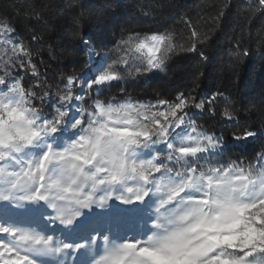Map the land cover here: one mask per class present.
<instances>
[{"label": "clouds", "instance_id": "1", "mask_svg": "<svg viewBox=\"0 0 264 264\" xmlns=\"http://www.w3.org/2000/svg\"><path fill=\"white\" fill-rule=\"evenodd\" d=\"M135 37L139 38L138 35ZM9 44H0V70L4 72L0 75V84L10 75L6 66L19 54L14 46L9 50ZM24 47L27 49L26 45ZM121 47L123 51L116 49L119 55L110 58L108 62L109 70L116 72L118 80H134L148 72L146 69L150 57L147 51L138 52L135 49L129 50L127 46ZM125 65L127 67L121 71V66ZM160 70L165 71L163 67ZM69 77L75 80L76 74L68 76L67 80ZM87 90L86 87V94L90 95ZM52 96L56 100L53 105L55 111L46 119L49 114L46 112L45 101L49 98V92L44 91L43 95H39L34 89L25 88L21 80L0 90V176L12 180L16 175L32 173L35 183H30L29 188L39 186L40 178L43 177L44 188L48 193L47 199L42 202L48 210L45 223L72 225L67 222L66 214L61 215V211L69 206L65 189H84L92 191L93 195L107 190L103 195L107 197L109 193L112 194L111 189L117 186L128 192V182H134L141 190L140 195H144L145 186H150L146 191L152 193L155 199L147 229L141 236L135 237L139 246L151 247L154 240L167 236L178 227L189 226L192 228L188 233L189 242L184 248L185 254L196 245L206 243L209 237L230 238L240 233L239 241L246 239L247 224L255 221L251 220L250 214H245L264 208V204H259L253 210L246 207L264 200V148L257 153L261 161L259 167L252 162H238L230 157L219 160L217 154L225 155L224 141L214 133L203 131L202 125L190 122L187 114L184 117L186 134H177L176 142L157 135L151 140L137 137L138 143L129 144L131 137L124 130L135 131L145 123L139 108L142 103L135 102L130 96L120 101L95 99L87 107L82 103V107L77 109L80 112L77 117L79 124L68 125L67 121L71 119L69 105L75 96L72 87L66 85L63 89L54 90ZM77 99L83 102L85 96ZM97 105L102 106L104 111ZM129 105L137 110L125 112V107ZM129 120L138 123L130 124ZM53 128L57 130L56 133H53ZM175 132L176 128H173L168 136L171 137ZM54 135L64 137L55 147L48 144ZM164 144L168 145L167 148L163 152L158 151ZM197 147L202 151L195 154L179 151L181 148ZM41 148L53 154L43 168L40 166L43 157ZM76 156L83 159H76ZM13 165H19V170H14ZM120 171H123L124 179L111 182L109 176ZM141 173L147 176L146 180L142 179ZM185 190L196 195H179ZM123 197L128 198L126 195ZM202 200L208 203H200ZM110 202L111 199H105L96 206L106 209ZM40 203L35 202L36 205ZM193 208L200 210L199 215H188ZM82 210H78L80 214ZM182 215L187 218L178 222L177 218ZM37 236L49 241L52 251L48 255L53 252L60 254L71 247L70 244L54 240L53 235H46L36 229L14 234L12 247L31 250L35 247ZM129 240L132 238H114L108 232L100 240L92 236L90 246L95 249V254L90 256L89 264H113L106 258ZM76 247L84 248L85 245L78 244ZM98 247L99 255L96 254ZM223 251L228 255H239L227 248ZM260 264H264V258Z\"/></svg>", "mask_w": 264, "mask_h": 264}, {"label": "trees", "instance_id": "2", "mask_svg": "<svg viewBox=\"0 0 264 264\" xmlns=\"http://www.w3.org/2000/svg\"><path fill=\"white\" fill-rule=\"evenodd\" d=\"M0 27H10L12 32L6 34L12 43L26 45L29 53L18 54L6 66V81L10 85L19 79L39 95L49 92V118L55 111L53 91L65 88L67 77L75 73L72 90L79 95L80 83L93 75V68L119 55L116 49L123 51L122 39L171 36L173 51L165 71L88 89L90 95L84 90V106L95 99L120 101L130 96L135 102L157 104L162 99L176 102L180 94L191 96L205 108L186 109L187 117L224 141L225 155L217 154V159L254 164L259 159L257 153L264 148L260 0H0ZM30 65L36 67L35 76ZM246 131L260 134L236 140Z\"/></svg>", "mask_w": 264, "mask_h": 264}, {"label": "snow or ice", "instance_id": "3", "mask_svg": "<svg viewBox=\"0 0 264 264\" xmlns=\"http://www.w3.org/2000/svg\"><path fill=\"white\" fill-rule=\"evenodd\" d=\"M260 3L264 4V0H260ZM6 32L10 33L12 32V29L10 27L6 28ZM0 35H3V33H0ZM5 42L12 43L11 37L4 35V39L3 41H0V44ZM119 43L120 46H127L129 50L135 49L138 52L147 51L150 57L146 69L148 72L160 70L168 59V54L173 51L171 36L169 35L154 34L144 39L130 35L127 39H122ZM12 46L16 48V51L19 54L29 55L28 50L25 49L24 45L12 44ZM187 50H194V46ZM107 59L108 58H104V62L98 66L96 72L90 76L88 80L84 81V84L81 87L82 91L84 87H87L88 89L96 88L99 90L103 86L118 81L116 72L109 70ZM121 62L123 63V60ZM30 67L35 76L37 74L36 67L34 65H30ZM17 81H19V79L15 82ZM75 83V80L71 77L68 78L67 85L74 87ZM0 86L8 87L9 84L5 79ZM21 91H23V89H21ZM79 96L83 95L73 96L72 104L81 108L84 101L82 102L77 99ZM97 107L100 108L102 112L104 111L102 106L97 105ZM192 107L203 110L205 108V103L203 101L196 102L191 96L185 97L183 94H180L177 97L176 102H169L162 99L155 105H140L139 108L142 110L141 116L145 123L135 131L124 130L131 137L128 143H138L139 141L136 139L137 137L143 138L144 140H151L157 135L160 137H168L172 142H176L177 134H186L184 117L187 113L185 110ZM124 110L125 112H131L136 111L137 109L132 108V106L129 105L126 106ZM109 111H111V109H109ZM69 116L71 119L67 121L68 125L80 123L77 119V117L80 116L79 111H77L75 116H72L69 112ZM224 116L228 119L232 118L227 111H225ZM48 118L49 117L46 119ZM109 119H111V117H109ZM87 120L88 117L86 115L85 122H87ZM133 122L138 123V121L134 120L128 121L130 124ZM173 128H176V132L169 137L168 134L172 132ZM52 131L53 133H56L57 130L53 128ZM109 131L116 132L117 130L109 129ZM193 131H195L194 128ZM33 134L37 135L38 133ZM258 134L260 133L246 131L243 137L238 136L236 137V140L239 141L245 138L255 137ZM58 137L61 136L54 135L51 137L48 140V144L55 147L56 144L64 139V137H62V139H58ZM54 141L56 143H53ZM163 146L167 148L168 145L164 144ZM40 151L43 152V157L40 162V166L43 168L46 166L45 162L52 158L53 154L44 151L43 148H41ZM179 151L185 154L189 152L195 154L201 152L202 149L198 147L181 148ZM75 158L83 159L81 156H76ZM141 177L142 179H147V176L143 173H141ZM122 179H124L123 171L114 172L109 176L111 182L121 181ZM30 183H35V177L32 173L16 175L12 180L0 176V202H2L3 208L10 211L11 209H9V206H14L15 209H22L25 213H32L31 215H21L15 220L7 216L4 219H0V234H2L0 235V241H2L0 242V264H50L46 258L54 255V252L52 255L47 254L52 251V248L49 246V241L44 240L39 236L36 237L35 247L31 250H20L12 247V237L14 234L20 231L31 230V228L23 227L22 225L27 221H35L43 216L45 206H33L36 205V201L43 202L47 199L48 193L44 188L43 177L40 178L39 186L35 187L33 191L28 190V185ZM5 186H7V189ZM5 190H7V194H5ZM16 191H23L24 194L16 196ZM64 191L69 206L66 210L61 211V215L64 216L66 214L68 218L67 222L72 225L73 221H75V227L80 225L83 218L91 213L93 205H96L97 203L102 204L105 199H113L111 193H109L107 197L100 196V199L97 201L94 200L92 191H85L84 189H65ZM127 191L134 195V201L123 196H116L114 198L115 201H120L125 205L132 204L133 202L143 204L147 202L150 197V192H147L146 190L144 191V195H140L141 190L139 188L135 190L128 188ZM179 195H196V193L181 191ZM200 203L207 204L208 201L202 200ZM259 204H264V200L259 201L257 204L247 205L246 207L253 210L256 209ZM73 205L75 207H73ZM79 209L87 211L82 215L78 211ZM199 212V209L193 208L188 215H199ZM186 218L187 216L182 215L177 218V221L182 222ZM83 226L86 227V225ZM191 228L192 226H189V228L178 227L167 236L154 240L151 247H141L137 244L135 239L129 240L123 243L116 253L110 255L106 259L111 260L113 264H116V262H119V264H171L172 261L178 258H191L194 260L195 264H216V262L220 260L226 261V264H260V260L264 258V229L256 230L254 234L247 236L244 241H241L238 244H229L224 241L213 243L211 245L204 243L196 245L195 248L185 254L184 248L189 242L188 233ZM10 233L12 234L11 238L6 239L5 237H9ZM45 234L47 235V233ZM89 239H92L91 234H89ZM52 243L54 244V241ZM225 248L231 249L232 251L239 253V255H228L223 251ZM96 254L99 255V247L96 250Z\"/></svg>", "mask_w": 264, "mask_h": 264}, {"label": "rangeland", "instance_id": "4", "mask_svg": "<svg viewBox=\"0 0 264 264\" xmlns=\"http://www.w3.org/2000/svg\"><path fill=\"white\" fill-rule=\"evenodd\" d=\"M0 41H3L4 35L6 31L0 27ZM8 36V35H7ZM10 43L9 45L12 46ZM93 56V55H92ZM101 65V63H100ZM99 65V66H100ZM98 67L93 68V74L96 72ZM89 75H87L86 80L89 79ZM85 80V81H86ZM84 82L80 83L78 88V94L81 95L83 91L81 90L82 85ZM6 86H0V90H5ZM139 103V102H137ZM144 105H155L150 103H142ZM71 109L70 114L75 116L77 113V105L71 104L69 105ZM190 122L193 120L190 118ZM130 131V130H129ZM58 139H62V137H58ZM62 142V141H61ZM166 148L161 145L157 150L163 152ZM23 163V161H21ZM203 163V161L201 162ZM261 161L260 158L256 161L255 165L259 167ZM175 167V165H172ZM200 167V165H197ZM14 170H19V165H14ZM36 186L29 188V191H33ZM128 187L132 189H137V185L134 182H128ZM145 186V190H147ZM7 189V186H5ZM105 191L101 190L94 195V200H99L100 196L105 195ZM113 199L110 202V206L106 209H99L96 205L92 206L91 213L86 215L83 220L80 222V225L75 227V221L73 225L64 226L59 223H45V216L48 212L47 208L44 207L43 203L41 202L39 205H33L34 207H44L43 216L42 218H38L35 221H27L23 227H28L31 229H36L37 231H43L47 234H51L54 237V240L60 241L62 243L70 244L71 247L65 249L64 252L60 254H54L52 257L46 258L50 264H89L90 256L95 254V249L90 246V239L89 234L91 236H97L98 240L103 236L105 232H108L114 238H125L131 237L135 239V237L141 236L144 231L147 229L148 221L152 218L150 213L152 211V206L155 203V199L150 193V197L148 198L147 202L140 204L138 202H133L132 204L125 205L120 201H115L116 196H127L129 200L134 201L135 197L132 193L125 192V190L119 186L114 187L111 189ZM187 191V190H185ZM5 194H7V190H5ZM23 191H16V196L23 195ZM196 198H199L198 196ZM259 207V205L257 206ZM9 210H6L2 206V202H0V219H4L7 217H11L13 220L18 218L21 215H31L32 213H25L22 209H15L14 206H9ZM87 210H82V215ZM251 215V220L255 221V223H248L246 228V235H252L256 230L264 229V208H259V211H254L250 213H246L245 215ZM247 223V222H242ZM83 225H86L84 227ZM240 225L238 224L237 227ZM98 233L100 236L98 237ZM2 235V234H0ZM11 233L9 237L11 238ZM241 234L237 233L235 236L226 238L221 236L216 237H209L207 240V244L211 245L213 243H219L224 241L229 244H238L239 236ZM2 242V241H0ZM102 243V241H101ZM77 244L85 245L84 248H77ZM231 250V249H229ZM171 264H195L194 260L191 258H178L171 262ZM216 264H226V261L220 260L217 261Z\"/></svg>", "mask_w": 264, "mask_h": 264}]
</instances>
